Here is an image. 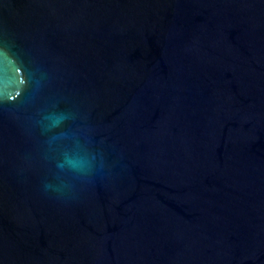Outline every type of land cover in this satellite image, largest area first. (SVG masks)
<instances>
[{
    "label": "water",
    "instance_id": "obj_1",
    "mask_svg": "<svg viewBox=\"0 0 264 264\" xmlns=\"http://www.w3.org/2000/svg\"><path fill=\"white\" fill-rule=\"evenodd\" d=\"M0 264H264V0H0Z\"/></svg>",
    "mask_w": 264,
    "mask_h": 264
}]
</instances>
